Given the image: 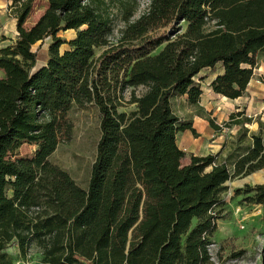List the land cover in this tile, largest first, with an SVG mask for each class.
I'll use <instances>...</instances> for the list:
<instances>
[{
	"label": "trees",
	"instance_id": "1",
	"mask_svg": "<svg viewBox=\"0 0 264 264\" xmlns=\"http://www.w3.org/2000/svg\"><path fill=\"white\" fill-rule=\"evenodd\" d=\"M6 1L16 36L0 47V264L32 251L38 264H209L224 183L264 168V138L252 134L232 169L212 154L183 165L177 137L194 128L172 102L198 105L205 74L214 94L242 95L264 54V0H149L136 18L138 0H47L29 27L33 0ZM66 30L74 37L58 35ZM46 38L48 59L37 65L32 46ZM63 44L102 48L75 84L62 79ZM88 103L99 137L82 188L49 156L70 137V106ZM123 103L136 110L117 111ZM23 143L35 150L15 157ZM247 192L264 204V183Z\"/></svg>",
	"mask_w": 264,
	"mask_h": 264
},
{
	"label": "rangeland",
	"instance_id": "2",
	"mask_svg": "<svg viewBox=\"0 0 264 264\" xmlns=\"http://www.w3.org/2000/svg\"><path fill=\"white\" fill-rule=\"evenodd\" d=\"M148 1H137L133 18L145 10ZM46 7L47 0H33L23 26H31ZM110 12L116 36L122 21L116 7H111ZM15 20L10 3L0 0V45L11 44L15 39ZM58 35L68 40L74 37L75 31H61ZM49 42L50 39L46 38L32 46L37 64L46 63ZM65 50L69 52L70 61L62 79L69 85L77 83L82 69L97 57L102 48H69L66 44L61 45L60 52ZM255 63L253 77L237 100L214 95L207 84V74L200 78L201 105H189L184 97L173 99L175 114L181 120L189 121L194 128L193 133L186 130L178 134L177 143L183 151L182 163L190 162L193 155L212 154L216 161L224 162L232 169L237 156L250 146L252 134L264 138V54L256 55ZM135 110V104L123 103L117 108L126 115H131ZM67 117L72 124L70 137L59 142L49 161L67 171L80 187L85 188L99 137L97 108L91 103L83 106L72 104ZM34 150V145L23 143L15 157H29ZM262 183L264 168L247 175L233 176L224 183V190L220 194L222 203L216 209L219 218L208 245L209 264H264V204L246 199L251 194L247 192L248 188ZM7 251L14 259L16 254L12 245L7 246ZM28 259L29 264H38L39 255L32 251Z\"/></svg>",
	"mask_w": 264,
	"mask_h": 264
},
{
	"label": "crops",
	"instance_id": "3",
	"mask_svg": "<svg viewBox=\"0 0 264 264\" xmlns=\"http://www.w3.org/2000/svg\"><path fill=\"white\" fill-rule=\"evenodd\" d=\"M0 47H2V44L0 45ZM37 65H40V64H37ZM41 65H43V64H41ZM2 75V72H1V70H0V76ZM209 77V79H208V82H207V84L209 85V80L213 77L212 75H210V76H208ZM250 83V82H249ZM249 85V84H248ZM248 87V86H247ZM212 92V91H211ZM214 94V93H213ZM214 95H216L217 97H222V96H220V95H217V94H214ZM223 98H225V97H223ZM239 98V97H238ZM238 98H235V99H229V100H237ZM227 99V98H226ZM198 105H201V102L199 101V103H198ZM179 118V117H178ZM180 119V118H179ZM181 120V119H180ZM182 121H184L183 119H182ZM12 250L14 251V253L15 254H17V248L15 247V246H13L12 247Z\"/></svg>",
	"mask_w": 264,
	"mask_h": 264
},
{
	"label": "built area",
	"instance_id": "4",
	"mask_svg": "<svg viewBox=\"0 0 264 264\" xmlns=\"http://www.w3.org/2000/svg\"><path fill=\"white\" fill-rule=\"evenodd\" d=\"M15 264H29L28 260H18Z\"/></svg>",
	"mask_w": 264,
	"mask_h": 264
},
{
	"label": "water",
	"instance_id": "5",
	"mask_svg": "<svg viewBox=\"0 0 264 264\" xmlns=\"http://www.w3.org/2000/svg\"><path fill=\"white\" fill-rule=\"evenodd\" d=\"M188 163H189V162H188ZM188 163H187V164H188ZM182 164L185 165V163H182Z\"/></svg>",
	"mask_w": 264,
	"mask_h": 264
}]
</instances>
